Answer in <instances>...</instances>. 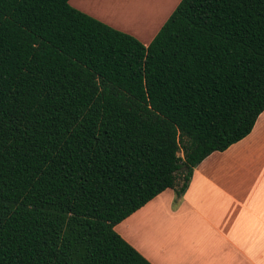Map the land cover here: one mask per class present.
<instances>
[{
  "label": "trees",
  "instance_id": "obj_1",
  "mask_svg": "<svg viewBox=\"0 0 264 264\" xmlns=\"http://www.w3.org/2000/svg\"><path fill=\"white\" fill-rule=\"evenodd\" d=\"M263 110L264 0H180L145 46L0 0V264H149L114 225Z\"/></svg>",
  "mask_w": 264,
  "mask_h": 264
},
{
  "label": "crops",
  "instance_id": "obj_2",
  "mask_svg": "<svg viewBox=\"0 0 264 264\" xmlns=\"http://www.w3.org/2000/svg\"><path fill=\"white\" fill-rule=\"evenodd\" d=\"M179 1L68 4L117 31L147 38L145 46ZM174 198L165 189L114 232L149 264H264V110L244 138L205 157L175 205Z\"/></svg>",
  "mask_w": 264,
  "mask_h": 264
},
{
  "label": "rangeland",
  "instance_id": "obj_3",
  "mask_svg": "<svg viewBox=\"0 0 264 264\" xmlns=\"http://www.w3.org/2000/svg\"><path fill=\"white\" fill-rule=\"evenodd\" d=\"M162 17V16H161ZM156 28L154 27L153 29H152V32L155 30ZM119 31V30H118ZM151 32V33H152ZM123 33H125V32H123ZM151 33L148 35V38H149V36L151 35ZM126 34H128V35H130V36H132V37H134L136 40H138L140 43H142V42H144V41H146V39H144V38H140V37H137V36H133V35H131V34H129V33H126ZM147 43V42H146Z\"/></svg>",
  "mask_w": 264,
  "mask_h": 264
}]
</instances>
